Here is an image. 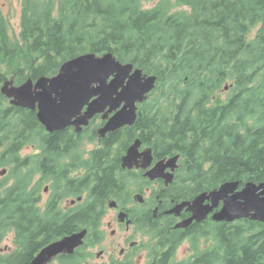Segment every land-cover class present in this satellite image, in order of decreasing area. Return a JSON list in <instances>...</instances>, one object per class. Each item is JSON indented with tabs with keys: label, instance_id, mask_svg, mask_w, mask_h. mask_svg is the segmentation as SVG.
Returning a JSON list of instances; mask_svg holds the SVG:
<instances>
[{
	"label": "trees",
	"instance_id": "16d2710c",
	"mask_svg": "<svg viewBox=\"0 0 264 264\" xmlns=\"http://www.w3.org/2000/svg\"><path fill=\"white\" fill-rule=\"evenodd\" d=\"M107 52L155 74L157 83L135 124L109 133L103 149L93 151L99 164L84 178L46 177L31 187L40 156L30 157L25 169L24 146H76L63 136L68 130L47 133L35 111L12 106L0 94V170L9 167L0 177V243L12 231L15 244L0 253V264H30L49 243L94 231L96 205L122 188L115 174L135 138L155 156L180 154L178 179L185 182L180 194L186 199L227 181L239 187L264 181V0H158L146 8L142 0H22L18 35L9 34L0 10V84L8 74L20 84L52 76L80 54ZM47 180L51 192L42 212L39 192ZM84 191L85 203L68 214L57 207V198ZM195 225L189 235L194 253L176 264H264V223L209 219ZM184 237L174 234L173 247H161L151 264L174 261ZM199 239L208 246L199 249ZM87 255L80 247L59 256L58 264H89Z\"/></svg>",
	"mask_w": 264,
	"mask_h": 264
},
{
	"label": "water",
	"instance_id": "95a60500",
	"mask_svg": "<svg viewBox=\"0 0 264 264\" xmlns=\"http://www.w3.org/2000/svg\"><path fill=\"white\" fill-rule=\"evenodd\" d=\"M156 79L155 75H147L131 63L120 62L111 52L102 55L84 53L64 61L52 76L27 78L18 85H14L13 79H7L1 85L0 93L9 99L11 105L35 111L37 120L48 132L63 130L70 125L80 132L94 115L103 113L102 118L106 121L97 132L104 138L108 132L135 122L138 103L147 98ZM140 144L141 141L135 139L128 146L121 158L122 168L138 166L139 157L145 162L143 168L149 165L151 150L139 152ZM178 157L172 156L166 163L164 160L157 162L144 175L150 179L166 178V183L171 181ZM166 167H171V172L164 174ZM4 173L5 169H2L0 175ZM238 186L237 181H227L217 189L199 193L192 200L176 205L170 212L179 213L187 206L191 216L175 227L186 228L193 221L202 222L208 214L218 222L249 218L264 223V181H250L241 188ZM220 202L221 207L215 210ZM125 217L126 214L119 213L120 220ZM86 232L83 229L49 243L30 264H48L58 255L72 254L82 245Z\"/></svg>",
	"mask_w": 264,
	"mask_h": 264
},
{
	"label": "flooded vegetation",
	"instance_id": "af4514ba",
	"mask_svg": "<svg viewBox=\"0 0 264 264\" xmlns=\"http://www.w3.org/2000/svg\"><path fill=\"white\" fill-rule=\"evenodd\" d=\"M98 118L101 119V116L98 115ZM96 122H98V120L92 122L79 133L75 132L73 126L63 129L64 131H69L68 133H62L63 136L67 135V139H71L72 145H75L76 147L49 149L35 148L31 146V149L33 150L31 153L28 151L29 149L24 146L22 151L24 150L25 153L22 155V162L26 164L25 169H28L30 163H32L33 158L30 159V157L37 154L40 156L39 170L33 174L31 187H33V184L37 181L46 180V177L57 178L59 181L84 178L93 164H99L98 161L100 160V154H93V151L97 152L102 150L101 147L90 152L83 150L82 152L78 151L80 141L83 140L81 139L83 132L88 131L92 133L93 130L95 132ZM41 135L43 134L41 133ZM95 138L99 140L98 137ZM101 145L102 142H100V146ZM113 145L115 147L116 143ZM146 148L148 147L141 143L139 150L142 151ZM151 156L152 159L146 168L142 167L145 163L143 157H139L138 166H134L133 168H122L121 161L119 160V171L116 172L115 176L119 181H122V188L116 190L115 195H112V197L108 198L106 201L97 203V213H95V215L99 216V223L94 231L86 229L87 232L84 236L83 243L78 246V248L84 247L85 251L88 252V255L85 258V263L151 264L155 260V252H160L161 247H173L174 234L185 236L181 243L186 241L190 242L189 235L190 232L195 229L196 222H192L186 228H176L175 225L190 217L191 212H189L186 207H184L179 213L170 212V210L179 203L190 200L181 197L180 194L182 186L185 184V182L178 179V172L181 168V156L177 160L178 168L174 170L173 178L168 183H166L165 178L150 179L145 176L144 173L152 168L158 161L163 159L164 162H166L168 158L173 155L155 156L152 150ZM101 160L105 161L106 159L102 158ZM170 170L171 167L165 168L164 174ZM123 174H128L129 177H124ZM132 175V179H139L140 183L145 184V189L137 190L136 188L125 197L129 191H124V184H126L127 179L132 180L130 178ZM50 182L51 181L43 183L41 185L42 191L39 192V207L42 212L44 207L47 206L51 192V189L49 188ZM43 195H46V197ZM86 195L87 193L84 191L80 196L57 198V207L62 208L66 215L68 214L67 211L69 209L74 208L77 204L85 203V199L83 198ZM136 195H139L140 198L136 199ZM110 201H114L115 204L110 205ZM132 203L140 205L141 210H135L134 207L130 206ZM121 212L126 214L124 220L119 219V213ZM107 213H111V220L106 223L107 228L110 229L108 237H106L105 229H102L101 227V220L102 218L104 219ZM177 248L175 249V252ZM76 250L77 248L75 251ZM94 251L95 254L93 256L92 253H94ZM168 264H173V261H169Z\"/></svg>",
	"mask_w": 264,
	"mask_h": 264
},
{
	"label": "rangeland",
	"instance_id": "374dc122",
	"mask_svg": "<svg viewBox=\"0 0 264 264\" xmlns=\"http://www.w3.org/2000/svg\"><path fill=\"white\" fill-rule=\"evenodd\" d=\"M158 1V0H142V6L144 8L146 7H152L155 2ZM175 8V7H174ZM0 10H1V13L2 15L6 18V20L8 21V30H9V34L10 35H18L19 32H20V24H21V13H22V0H0ZM256 30H253L251 33V35H254ZM12 74H8V79L11 78ZM223 94V93H222ZM100 127V126H99ZM98 127V128H99ZM96 128V129H98ZM94 134L93 132H83V136L81 139H83L82 141H80V146H79V150L80 152L83 151H87V152H90L92 150H95L97 148H100V142L98 139H96L95 135H92ZM124 138L126 139V137L124 136ZM124 142V140H121L120 142L116 143L115 147L113 146V154L116 152V149ZM87 144H91L93 145L94 147L88 151L86 150L85 148V145ZM25 148H28L29 152H33V150L31 149L32 147L31 146H25ZM103 149V147H101ZM25 153V151L21 150L20 152V158L22 159V155ZM8 171H9V167L7 168ZM179 173V172H178ZM124 177L128 176V174H123ZM139 177V176H138ZM130 178L132 179L133 178V175L130 176ZM155 179V178H154ZM139 179L138 180H135V179H132V180H126V189L124 188V191L125 190H128L129 192H132V190L136 189L139 190V189H142L144 190L145 189V184L143 183H140ZM44 197H46V195H43ZM69 198V197H68ZM86 196L83 198L85 199ZM47 199V198H46ZM44 200V199H43ZM132 207L135 208V210H138L140 211L141 210V206L136 204V203H132V205H130ZM110 215L111 213H107L106 216L104 217V219L102 218L101 220V227L102 229H105V234H106V237L109 236V228H107L106 226V223L111 220L110 219ZM222 221H219V223H221ZM206 241L204 239L202 240H198V245L197 247L199 249H202L203 247H206ZM210 246V245H209ZM13 249H15V244H14V233L12 231L8 232L5 237H4V240L2 241V243H0V253H3V252H11ZM192 252L194 253V250L191 246V243L186 241V242H183V243H180L178 245V248L175 252V255H174V261L173 263L176 264L177 262L181 261L183 258L185 257H188L189 255L192 254ZM95 254V251L94 253H92V255L94 256ZM58 260H54L53 262H50L48 264H58Z\"/></svg>",
	"mask_w": 264,
	"mask_h": 264
},
{
	"label": "clouds",
	"instance_id": "9594fccd",
	"mask_svg": "<svg viewBox=\"0 0 264 264\" xmlns=\"http://www.w3.org/2000/svg\"><path fill=\"white\" fill-rule=\"evenodd\" d=\"M94 146L91 144L85 145L86 150L90 151Z\"/></svg>",
	"mask_w": 264,
	"mask_h": 264
},
{
	"label": "bare ground",
	"instance_id": "6f19581e",
	"mask_svg": "<svg viewBox=\"0 0 264 264\" xmlns=\"http://www.w3.org/2000/svg\"><path fill=\"white\" fill-rule=\"evenodd\" d=\"M242 219H245V218H242ZM255 221H257V220H255Z\"/></svg>",
	"mask_w": 264,
	"mask_h": 264
}]
</instances>
